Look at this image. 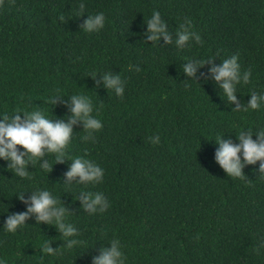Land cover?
Segmentation results:
<instances>
[{
    "label": "trees",
    "instance_id": "1",
    "mask_svg": "<svg viewBox=\"0 0 264 264\" xmlns=\"http://www.w3.org/2000/svg\"><path fill=\"white\" fill-rule=\"evenodd\" d=\"M79 3H0V114L41 109L66 120L67 96L83 94L103 124L94 143L81 139L86 132L75 125L65 160L46 156L49 173L37 162L28 165L31 179L19 178L0 160V226L7 215L25 210L16 194L46 187L60 197L69 211L66 222L82 241L68 249L54 226L29 218L15 234L0 228V260L91 264L118 238L126 264H264L260 161L245 164L241 179L228 177L214 160L217 137L235 144L241 131L264 127V106L232 110L235 104L209 72L235 54L241 73H251L237 86L235 103L264 92V0H84L83 14ZM153 10L165 21L168 42L163 36L147 40L145 22ZM99 12L104 27L84 31L83 20ZM185 20L202 42L190 38L179 49L176 32ZM209 57L197 69V82L183 73L185 62ZM104 72L121 76L123 98L104 86ZM54 93L65 103H48ZM155 135L160 141L153 144ZM75 156L101 166L103 182L66 183ZM81 190L103 193L109 207L87 212L76 200ZM45 241L60 247L55 257L40 252Z\"/></svg>",
    "mask_w": 264,
    "mask_h": 264
},
{
    "label": "clouds",
    "instance_id": "2",
    "mask_svg": "<svg viewBox=\"0 0 264 264\" xmlns=\"http://www.w3.org/2000/svg\"><path fill=\"white\" fill-rule=\"evenodd\" d=\"M3 0H0L2 3ZM85 8L84 0H80L79 9L83 14ZM81 14V15H82ZM63 21L64 17L61 16ZM105 15L103 12L95 15H88L80 27L86 32L99 31L104 27ZM147 40L158 41L163 36L165 41H169V34L165 31V21L161 18L159 11L153 10L151 16L145 22ZM191 21L185 20L180 25V30L176 32L175 44L177 48L182 49L191 39L201 43V37L195 32L189 31ZM212 57L207 59L190 60L183 64L182 71L191 80H195L197 69L209 63ZM136 71H139L137 66ZM212 79L218 84L219 90H222L227 101L235 104L232 110L244 111L248 109L256 110L264 106V92L257 94L250 93V99L246 104L235 103L237 101V86L241 83H248L250 71L241 73L240 64L237 55L223 59L220 64L212 65L209 68ZM96 73L92 76L95 77ZM103 84L107 90H112L116 96L123 98L124 81L118 73L104 72L102 76ZM197 82V81H196ZM58 93L48 97L47 102L54 105L57 101L65 103ZM68 97L67 108L71 113L65 119L48 118L44 111L36 109L25 111L18 109L14 114H0V160L6 161V169L11 171L19 178L31 179V171L28 165L34 166L37 162L39 167L48 173L50 168L49 161L46 159L48 154H54L56 162L64 161L66 149L69 146L74 126L82 124L86 135L81 139H89L95 142L93 133L100 130L103 124L100 119L92 115L93 105L90 98L83 94H73ZM22 114V115H21ZM253 134L256 139L254 140ZM239 143H231L228 140L217 137L215 143L218 147L214 153V160L223 169L228 177L244 178L242 168L245 164H259V173L264 178V127L259 128L254 133L250 130H243L237 136ZM153 143H159V135L149 137ZM21 146V147H17ZM86 155V150H85ZM70 166L65 172L66 183L71 184H98L103 182L104 169L93 161L82 156H75L71 159ZM55 162V163H56ZM78 177V179H76ZM22 191L16 194V197L25 204V210L21 212H12L4 219L0 228L8 233L15 234L18 229L22 228L29 218H34L36 223L54 226L63 236L64 246L72 249L82 243L76 239L78 232L73 224L66 222V216L69 213L66 206L62 203L60 197L46 187L39 188L36 191H30L27 197ZM80 200L81 207L89 213L104 212L109 207V201L101 192H91L81 190L76 198ZM8 211V207H7ZM6 211V212H7ZM110 247L101 249L100 255L91 257V264H126L127 257L122 251V244L118 238L110 241ZM260 246L264 247V239H261ZM42 254L55 257L60 251V247L55 249L50 246V241H45L43 247L39 249ZM43 255L41 259H43ZM0 264H5L0 260Z\"/></svg>",
    "mask_w": 264,
    "mask_h": 264
}]
</instances>
